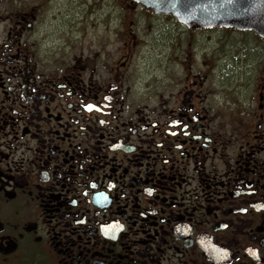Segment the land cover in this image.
<instances>
[{"label": "flooded vegetation", "instance_id": "af4514ba", "mask_svg": "<svg viewBox=\"0 0 264 264\" xmlns=\"http://www.w3.org/2000/svg\"><path fill=\"white\" fill-rule=\"evenodd\" d=\"M71 2L0 0V264H264V38Z\"/></svg>", "mask_w": 264, "mask_h": 264}, {"label": "water", "instance_id": "95a60500", "mask_svg": "<svg viewBox=\"0 0 264 264\" xmlns=\"http://www.w3.org/2000/svg\"><path fill=\"white\" fill-rule=\"evenodd\" d=\"M156 11L172 13L188 26H224L254 30L264 38V0H138Z\"/></svg>", "mask_w": 264, "mask_h": 264}, {"label": "rangeland", "instance_id": "374dc122", "mask_svg": "<svg viewBox=\"0 0 264 264\" xmlns=\"http://www.w3.org/2000/svg\"><path fill=\"white\" fill-rule=\"evenodd\" d=\"M71 3H72L71 0H51L50 6L53 7V8L58 7V8L63 9L62 11H58V13H59L58 16L64 15L63 17L65 18L66 17V14H68L66 8L67 7H71ZM101 7H102L101 14L103 15L104 14L103 12L104 11H107L108 8H109V6L107 4V1L102 2L101 3ZM120 11H121L120 6H119V4H117V8H116L117 16L111 22V24H112V26H115V28L117 29V31H119L118 34L120 36H123L124 33H121V32H123V30H122V27L123 26L121 24H123V23H130V21H128L126 18H124V16L123 17H122V15L120 16V14H121ZM55 15H57V14H55ZM108 21L109 20L107 18H102L101 19V31H102V34H103L104 29H105V25L108 24ZM137 23H141V24L144 23V24H146L143 19L142 20H139ZM141 27H138L141 30H139L140 33L138 32L137 34L140 35V37H143L142 38L143 41L153 40L152 37L158 35L157 33H155V34L152 35V33L150 31L144 30L143 27L142 28ZM102 34L100 32V36ZM220 36H221L220 33H215V34L212 35V38L211 37H208V38L211 39V40H221V39H223V37H220ZM105 38H106V36H102L101 37V39H105ZM116 39L118 40L119 38L116 37ZM229 39H234V38H229ZM113 44L117 46V47H115V49H118V46H120L121 43H120V40H119L118 41V45L116 44V42L113 43ZM240 49L241 48L239 47V44H230L229 50H230V52H231L232 55L238 56L240 54ZM149 55H153V54L150 53Z\"/></svg>", "mask_w": 264, "mask_h": 264}]
</instances>
